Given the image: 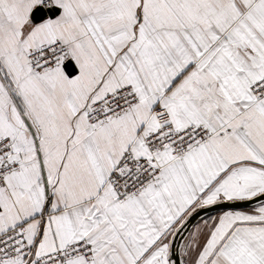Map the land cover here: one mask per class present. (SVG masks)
I'll return each mask as SVG.
<instances>
[{"label":"snow or ice","instance_id":"obj_1","mask_svg":"<svg viewBox=\"0 0 264 264\" xmlns=\"http://www.w3.org/2000/svg\"><path fill=\"white\" fill-rule=\"evenodd\" d=\"M0 264H264V0H0Z\"/></svg>","mask_w":264,"mask_h":264}]
</instances>
